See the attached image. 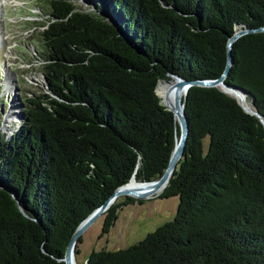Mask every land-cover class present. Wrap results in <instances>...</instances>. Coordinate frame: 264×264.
Listing matches in <instances>:
<instances>
[{"label": "trees", "instance_id": "16d2710c", "mask_svg": "<svg viewBox=\"0 0 264 264\" xmlns=\"http://www.w3.org/2000/svg\"><path fill=\"white\" fill-rule=\"evenodd\" d=\"M91 1L45 0L43 84L24 98L18 127L0 133V264H64L76 226L118 186L159 178L179 130L156 82L219 76L237 26L264 25V0ZM231 56L225 81L264 116V30L236 38ZM185 112L184 154L159 195L178 197L174 217L85 264H264L260 119L197 84ZM134 201L110 204L100 233Z\"/></svg>", "mask_w": 264, "mask_h": 264}, {"label": "rangeland", "instance_id": "374dc122", "mask_svg": "<svg viewBox=\"0 0 264 264\" xmlns=\"http://www.w3.org/2000/svg\"><path fill=\"white\" fill-rule=\"evenodd\" d=\"M72 1L86 9L94 7L91 0ZM46 12L45 0H0V133L7 136L21 121L24 98L43 84L40 56L44 46L37 31L41 28L38 22L46 17ZM161 191L142 199L129 196L135 201L118 209L113 225L101 234L102 213L106 208L81 233L76 244L78 253L74 255L76 264H85L92 250H113L133 244L172 219L178 197L159 198ZM124 197L119 195L114 200Z\"/></svg>", "mask_w": 264, "mask_h": 264}, {"label": "water", "instance_id": "95a60500", "mask_svg": "<svg viewBox=\"0 0 264 264\" xmlns=\"http://www.w3.org/2000/svg\"><path fill=\"white\" fill-rule=\"evenodd\" d=\"M264 30V25L259 27H246L239 25L237 26L235 32L229 36L226 44V62L224 69L222 73L215 77V78H202V79H186L182 77L181 75L173 72H167V74L170 77H175L176 80L173 87L169 89V92L172 93V101L167 102V99L161 97L158 90L156 91L155 86V92L161 97V102L173 112L174 118H175V125L177 127V130H179V135L175 138V144L171 151L168 164L164 170V172L161 174V176L157 179L150 180V181H142L137 182L140 185L146 187V189L143 190H127L124 188V185L130 180L134 179L131 177L125 184L118 186L107 198L104 202H102L101 205L97 206L95 209H93L74 229L72 232L67 245L65 247L63 256L61 259L64 262V264H74V246L76 244V241L80 237L81 233L88 227L95 218L100 215L107 206L119 195H125V196H132L136 199H142L146 196L150 195V193L154 192L156 189L164 188L167 184L171 174L173 171L177 168L178 163L180 159L183 157V152L186 144V140L188 137L189 132V126H188V118L185 112V102H186V94L188 91V88L191 85L197 84V85H203V86H218V87H224V88H233L237 93L239 94H245L249 95V92L242 86L231 84L225 81V77L228 73L229 67L231 65V44L232 42L238 38L240 35L250 32V31H260ZM166 78H160L158 82H156V85ZM222 85V86H221ZM170 88V86L168 87ZM224 88H221L223 91ZM226 92V91H225ZM235 97V96H234ZM236 98V97H235ZM237 99V98H236ZM239 102V101H238ZM240 103V102H239ZM241 106L248 112L255 114L262 123L264 127V116L258 111L255 107H247L240 103Z\"/></svg>", "mask_w": 264, "mask_h": 264}, {"label": "bare ground", "instance_id": "6f19581e", "mask_svg": "<svg viewBox=\"0 0 264 264\" xmlns=\"http://www.w3.org/2000/svg\"><path fill=\"white\" fill-rule=\"evenodd\" d=\"M175 80H176L175 77H170L169 79L162 80V81H160L157 84L156 91L158 90V92L160 93L161 97L164 96V98L167 99V102H171L172 101V93L169 92V89H171L173 87L172 85L174 84ZM169 86H170V88H168ZM221 88H224V87H221ZM224 90L226 91V93H228V94H230L232 96H235L237 98V100L240 103H242L243 105L253 108L248 103V101L246 100L247 95L239 94L233 88H224ZM124 188L127 189V190H143V189H146L147 186L144 187V186L140 185L139 183H137V181H135L134 179H130V182H127L124 185ZM161 189L162 188H159L158 190L156 189L152 193H158V192L161 191ZM152 193H150V194H152ZM73 263L76 264L75 259H73Z\"/></svg>", "mask_w": 264, "mask_h": 264}]
</instances>
